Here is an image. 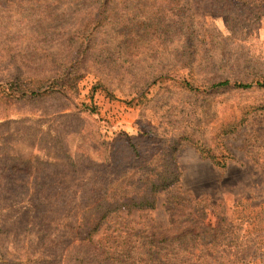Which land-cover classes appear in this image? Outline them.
<instances>
[{
  "label": "rangeland",
  "instance_id": "1",
  "mask_svg": "<svg viewBox=\"0 0 264 264\" xmlns=\"http://www.w3.org/2000/svg\"><path fill=\"white\" fill-rule=\"evenodd\" d=\"M36 1H0V264H76L91 202L164 172L179 178L153 206L110 212L93 240L127 263L264 264V0L248 17L113 0L100 25L94 0ZM226 218L213 245L143 243L173 219Z\"/></svg>",
  "mask_w": 264,
  "mask_h": 264
},
{
  "label": "trees",
  "instance_id": "2",
  "mask_svg": "<svg viewBox=\"0 0 264 264\" xmlns=\"http://www.w3.org/2000/svg\"><path fill=\"white\" fill-rule=\"evenodd\" d=\"M5 1V0H0ZM38 1V0H37ZM36 1V2H37ZM113 0H94L90 9L92 10V17L95 24L100 25L103 23L101 14L106 11L108 6H110ZM210 1L215 9V12L219 14H228L230 12L239 11L237 17H248L251 15V7L259 6L260 0H255L254 2H247L246 0H208ZM228 8V9H226ZM247 11V12H246ZM226 17V16H225ZM225 20L228 22L230 18L227 16ZM115 22V21H114ZM114 22H108L106 25H111ZM105 25V26H106ZM227 82H222L214 85L213 87H222L227 85ZM264 85V83H263ZM240 88L251 87V84H238L236 85ZM35 88L33 90H23L20 91V96H34L38 92ZM2 126V124H0ZM132 147L134 153L133 158L136 159L138 167H142L143 163L140 164V154L137 150V146L134 143L128 144ZM144 162V161H143ZM9 171L18 172L15 167H10ZM168 175L167 172L164 173H142L139 176V181L147 185V190L145 193L140 195H135L131 197H123L122 199H117L116 201L104 203L102 199L94 200L87 207L88 220L83 221L77 229L78 236L74 239V245H72V250L74 254L70 257V261L76 264H141L140 261L135 263L131 261L127 263L125 260L126 256H121L110 254L108 248L101 247L98 243L93 240V233L98 230L103 220L107 217L110 212L129 209V208H146L153 206L155 203L154 199H149V194H156L160 191L168 189L171 184L179 178V173H171ZM4 175H0L3 178ZM1 195V192H0ZM175 200L185 202V198L174 197ZM179 202V203H181ZM176 216V215H175ZM232 223L230 219H221L218 225L210 226L202 222L195 221H180L172 220V222L167 227H156V229H149L143 236V243L152 247L153 245L157 247L161 245L162 247L167 244L180 243L183 239L188 237L202 238L203 243L213 245L215 244L219 237L227 236L231 232ZM209 242V243H208Z\"/></svg>",
  "mask_w": 264,
  "mask_h": 264
}]
</instances>
